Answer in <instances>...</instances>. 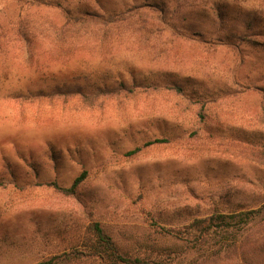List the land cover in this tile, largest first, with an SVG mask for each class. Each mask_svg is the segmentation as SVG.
<instances>
[{
  "label": "rangeland",
  "instance_id": "rangeland-1",
  "mask_svg": "<svg viewBox=\"0 0 264 264\" xmlns=\"http://www.w3.org/2000/svg\"><path fill=\"white\" fill-rule=\"evenodd\" d=\"M77 4L125 20L105 34L58 38L62 11L0 0V264L70 253L95 222L143 255L170 250L171 264L202 260L206 246L179 231L217 207L264 204V0ZM117 82L138 89L94 102L37 95ZM152 83L161 86L143 87ZM154 139L168 142L127 156ZM83 171L76 195L45 185L70 186Z\"/></svg>",
  "mask_w": 264,
  "mask_h": 264
},
{
  "label": "trees",
  "instance_id": "trees-1",
  "mask_svg": "<svg viewBox=\"0 0 264 264\" xmlns=\"http://www.w3.org/2000/svg\"><path fill=\"white\" fill-rule=\"evenodd\" d=\"M38 6L54 8L64 13V23L57 26L54 34L58 38L71 36L74 30H91V33L101 31L106 33L111 24L123 21V13L108 14L91 10L90 6L75 5V0H28ZM73 6H76L73 8ZM125 20V19H124ZM56 26V25H55ZM52 26V27H55ZM97 27H100L99 29ZM98 29V30H97ZM18 34L24 40H30L29 33L23 26H19ZM142 86V85H140ZM157 83L143 85L146 89H159ZM165 88L174 90L179 95H185L182 85L165 84ZM81 86H57L50 91H38L37 95L53 98L55 96H81L88 102H94L101 97L118 96L121 94H134L138 86L134 83L117 82L113 85ZM36 96V95H33ZM198 104L204 109L207 106L205 100L198 99ZM165 139H154L138 146L127 153L128 157H134L145 148L157 144L167 143ZM88 172L83 171L75 178L70 186H63L58 181H48L46 186L66 196L76 195L82 184L87 180ZM262 225L257 235L245 233L253 226ZM171 231L170 229H166ZM185 236H192V242L198 248L199 244L206 246L202 260H195L191 264H264V204L247 211L225 212L216 208L209 218L196 219L179 231ZM183 236V237H185ZM201 242V243H200ZM134 245V246H133ZM128 247L125 243L112 236L105 227L98 222L90 223L82 237L80 247L63 256H54L50 260L38 264H171L172 251H159L152 249L149 255H143L138 244ZM217 248V249H214Z\"/></svg>",
  "mask_w": 264,
  "mask_h": 264
}]
</instances>
